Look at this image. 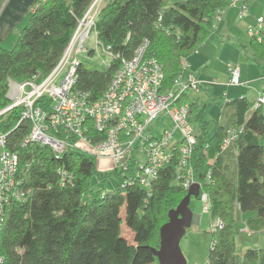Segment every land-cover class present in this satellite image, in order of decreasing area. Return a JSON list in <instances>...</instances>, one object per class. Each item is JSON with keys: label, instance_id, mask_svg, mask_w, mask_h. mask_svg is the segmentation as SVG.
Listing matches in <instances>:
<instances>
[{"label": "trees", "instance_id": "trees-1", "mask_svg": "<svg viewBox=\"0 0 264 264\" xmlns=\"http://www.w3.org/2000/svg\"><path fill=\"white\" fill-rule=\"evenodd\" d=\"M93 1L40 0L33 7L26 23L16 31L14 45L7 50L0 46V109L7 105L9 79L20 82L36 76L41 82L53 71ZM231 1L108 0L96 15L95 33L116 59L99 56L108 64L98 70L79 62L74 91L89 94L92 101H97L121 60H130L142 46H146L145 57L156 60L162 70L159 92L171 89L188 56L210 39L216 13L230 7ZM249 50L251 61L262 70L263 34L259 39L251 38ZM87 51V57L96 56L93 48ZM189 93L179 99V103L188 105L189 123L196 136L188 166L201 192L207 195V215L211 221L219 218L223 226L215 232L208 231L211 244L206 264H264V248L239 254L235 245L240 214L250 215V231L264 227L262 111L250 110L254 101L247 97L235 99L224 104L231 107L227 119L213 127L206 119L207 105L189 101ZM42 107L49 110L47 99L42 101ZM19 116V109L0 116V133L8 135V149L20 157V172L29 164L26 185L33 195L29 201L14 202L7 208L0 233L2 264L157 263L151 249L159 247L160 227L167 222V213L187 194L176 181L177 147L172 146L170 162L159 169L149 192L135 181L105 190L98 184L133 176L137 169L133 159L129 161L128 174L123 176L116 169L97 171L95 158L71 147L58 158L47 145L21 147L29 126L22 122L15 128ZM229 129L240 133L234 145L225 150L222 144ZM87 133L93 143L103 139L90 120ZM58 136L74 141L62 130ZM58 169L74 176L72 185L59 186ZM253 221L255 224H250ZM122 224L130 231L129 238L123 236Z\"/></svg>", "mask_w": 264, "mask_h": 264}, {"label": "built area", "instance_id": "built-area-1", "mask_svg": "<svg viewBox=\"0 0 264 264\" xmlns=\"http://www.w3.org/2000/svg\"><path fill=\"white\" fill-rule=\"evenodd\" d=\"M258 0H232L230 7L238 10V17L249 12L248 7ZM102 0H94L85 12L83 19L78 23L70 43L58 65L41 82L33 76L26 81H7L8 91L5 95L7 105L0 109V116L19 109L20 116L17 125L27 122L28 135L20 142L21 147L30 144L47 145L56 158L61 157L68 148H74L86 153L95 160H108L125 176L128 174L129 161L134 160L137 169L133 176H129L121 184H132L134 181L149 192L152 183L157 179L159 169L170 162L171 148L176 146L179 152V161L176 168V181L185 190L195 183L193 171L188 166V160L196 143L193 125L188 119V105L179 103L184 93L198 92L201 87L216 84L215 80L204 81L198 79L183 63V72L174 79L173 87L160 93L163 73L156 60L146 58V46L135 51L128 61L121 60L109 85L100 95V99L92 101L89 94L74 91L79 66L75 54L87 53L85 43L93 36L96 56H103L107 60L115 58L110 50L106 49L96 39L95 21L101 8ZM224 11L220 10L214 18V29L220 21ZM256 26L249 27L247 33L252 39L261 36L262 18L256 20ZM92 33V34H91ZM227 86L240 85L239 68L228 64ZM47 99L49 110L43 109L42 101ZM39 102V103H38ZM262 111L264 122V91H260L254 98L250 110ZM164 115L171 122L172 128L164 131L158 138L148 133L149 125L157 122ZM92 121L94 130L103 134V139L93 143L87 133V122ZM60 130L65 131L74 141L58 136ZM240 130L229 129L222 147L226 150L234 145ZM178 133L180 139L175 140ZM8 135L0 133V233L7 217V208L14 202L25 203L32 198L33 190L26 185V172L29 164L20 172L19 160L16 151H10L7 145ZM139 154L144 163L139 166ZM59 186L72 185L74 176L64 169H58ZM199 184V183H198ZM147 192V193H148ZM199 201L203 204L202 212L208 213L207 195L201 192L199 184ZM210 231L221 229L222 221L214 219L210 223ZM240 234L251 235L247 226L240 229ZM3 258L0 257V264Z\"/></svg>", "mask_w": 264, "mask_h": 264}, {"label": "crops", "instance_id": "crops-1", "mask_svg": "<svg viewBox=\"0 0 264 264\" xmlns=\"http://www.w3.org/2000/svg\"><path fill=\"white\" fill-rule=\"evenodd\" d=\"M39 1L40 0H3V2L0 4V43L7 41V38L11 37L14 33H16V31L19 28H21L26 23L27 21L26 19L28 17L29 12L33 10V7H35L39 3ZM223 11L224 12L221 15L220 21L218 22L216 28L214 29L212 35L210 36V39H208L206 42L201 44V47L199 48V50L189 55L187 59V65H189L188 69L194 75H196L199 79L204 80V81L215 80L216 84H212L209 86L207 85L203 86L201 90L198 91L199 93L205 92V94L212 100L213 98L215 99L213 92L217 91L216 90L217 87H220V88L221 87L223 88V86L225 88L228 87L226 85L228 81H224L222 83L221 80L219 81L218 79H216V77H214L216 75L218 76L222 75V73L220 71H215V70L213 71V68H211L212 63L215 62V60L218 61L219 59H221V55L226 47L230 48L231 46H236L239 48L240 54L242 53V55H244V60H248L247 64H251L255 66V64L252 61H250L249 58L246 57L245 53H243L242 50L246 48L248 50L249 42L251 38L249 37L247 33V29L249 27L256 26L255 20L259 17H261L263 21L260 32H261V35L262 34L264 35V0H258L252 3L251 6L249 7V12L246 13L243 16V18L238 17V10H236V8L232 6L224 9ZM237 32L239 34L241 33L243 37H247L246 46H243L240 43H238V39L235 37L237 36ZM225 36L227 37L226 42H224ZM210 40L211 42H209ZM244 60L241 59V62H244ZM228 64L230 63H227L226 66ZM244 64H241V65H244ZM245 67L247 68L244 70L242 74H240V70H239L240 83L242 84L241 87H245L247 83L252 81L251 78L248 77L247 72H246V70L248 69V66L245 65ZM255 67L258 68V66H255ZM227 75H228V71H227ZM261 75H263V77H260ZM258 77L260 81L264 82V68L262 70H259ZM213 87H215V89ZM212 88L215 91H213ZM246 89H252V88L246 87ZM256 90H257L256 93H253V98L250 99L252 101H254V97L257 95L258 92L264 91V87L257 88ZM222 97H223L224 104L226 102H230L226 94H224ZM246 97L248 98V95H246ZM241 98H244V97H240L239 99ZM195 100L199 101V99H195ZM204 100L206 101L205 98ZM191 101H194V100H191ZM199 102L202 104H205V102H201V101ZM205 105H208V103ZM230 110H231L230 106L223 105L222 110H221L222 115L220 116L218 122H224L227 119L226 116L227 114L230 113ZM206 111H207V107H206ZM248 216L250 217V215L240 214L239 222H238V225L240 228L242 226L249 225L247 222ZM199 218H200L199 216H195V219H194L195 225L198 224ZM210 222L211 220L209 217V225H210ZM250 224H255V223L253 221ZM207 237H209L210 239L207 240L208 242L204 248L205 251L203 249L201 257L198 258V260H200V263L195 261L197 255L196 254L193 255L194 253L191 252L193 250L189 251V249H186L185 256H186L187 264L188 263H191V264H206L207 263V256L210 250L208 246L210 247V244H211V237H210L209 232L207 234ZM235 245L237 247V252L239 254H242V252H244L247 249H253V248L263 249L264 248V227L259 230H254V231L252 230L251 235L249 237L246 235H242V234L237 236ZM206 248H208V250Z\"/></svg>", "mask_w": 264, "mask_h": 264}, {"label": "rangeland", "instance_id": "rangeland-1", "mask_svg": "<svg viewBox=\"0 0 264 264\" xmlns=\"http://www.w3.org/2000/svg\"><path fill=\"white\" fill-rule=\"evenodd\" d=\"M108 0H102L101 2V7L104 6L107 3ZM3 2V0H0V4ZM214 30V29H213ZM92 34V33H91ZM237 32V36H235L238 39V43H240L243 46H246V41H247V37H243V35ZM15 38V33L7 38V41H4L1 44V47L5 50L11 48L14 45V39ZM224 42H226L227 37H224ZM13 40V41H12ZM211 42V40L209 41ZM92 45H94V40H93V36L91 35V37L88 39V41H86L84 48L85 49H90L92 48ZM248 45V44H247ZM201 47V45H199V47L197 48V50L195 52H197L199 50V48ZM194 52V53H195ZM243 53H245L246 57L250 59L251 61V53L250 50L248 48L242 50ZM79 62L83 63V65L86 68L89 69H105L107 67L108 61L107 60H103L102 57L99 56H95L92 58L87 57L86 53H81V54H75V56ZM241 59L244 60V55H242V53L240 54L239 48L236 46H231L230 48H225V50L223 51L222 55H221V59H219L218 61L215 60V62L212 63L211 68H213V71H220L222 73V75H216L214 77H216V79H218L219 81L221 80L222 83L224 81H228V75H227V67L226 64L230 63L232 66H236L239 68L240 70V74H242L244 72V70L247 68L245 67L248 66V69L246 70L248 77L251 78L252 81H250L249 83H247V85L245 87H241V86H235L234 87H227L225 88L223 86V88L221 87H217L216 88V92L214 93V97L210 99L205 92H195V91H190L189 93V100H195V99H199V101L201 102H205V104L208 103L207 105V111H206V119L209 121L210 124L213 125V127L216 125V123L219 121L221 114V110L222 107L224 105V101H223V95L226 94L228 100L233 101L236 99H239L240 97H246V95H248L249 99L253 98V93H256V89L257 88H263L264 87V82L259 80V70L257 67L251 65V64H247L248 60H244V62H241ZM246 61V63H245ZM245 63V64H244ZM244 64V65H241ZM258 78V79H257ZM216 87V86H215ZM215 87H213L215 89ZM246 87H250L252 89H246ZM212 88V89H213ZM213 89V91H215ZM205 94V95H203ZM204 98L206 99V101L204 100ZM255 98V97H254ZM149 130L148 133L151 134V136L153 138H158L164 131H168L169 129L172 128L171 126V122L169 121V119L162 115L160 117V119L157 122H153L152 124H150L149 126ZM174 139L175 140H179L180 137L178 135V133L174 134ZM139 163L138 165L141 166L144 161L142 158V155L139 154V158L137 160ZM96 164V170L103 172V171H111L114 169V165L108 161V160H96L95 161ZM123 179L120 177L118 179H111L108 180L107 182H105L104 184L99 185L98 187L103 188L105 190H114L117 187L121 186V183H123ZM189 209L190 212L192 214V216L195 219V216H199V222L198 224L195 225L194 220L192 221L191 225L189 226L190 228L186 229L184 236L182 237V240L180 242V250L182 251V254L184 256V259L186 261V249L193 250L191 252H193V255H197L196 260L197 262L200 263V260H198V258L201 257L203 249L205 248L206 244H207V240L210 239L209 237H207L208 231L210 230V226H209V215L204 214L202 212V207L203 204H201V202L199 200H197L196 198L191 199L189 202ZM243 227V226H242ZM241 227V228H242ZM248 227V226H247ZM240 228V229H241ZM249 229V228H248ZM121 230H122V234L124 237L129 238V236H131V233L129 230H126V228L124 227V225H121ZM242 235H244L243 233H241ZM240 232L237 236L241 235ZM207 237V238H206ZM249 237V236H248ZM209 248V246H208ZM208 248H206L208 250ZM205 251V249H204ZM158 264V263H156ZM191 264V263H188Z\"/></svg>", "mask_w": 264, "mask_h": 264}, {"label": "water", "instance_id": "water-1", "mask_svg": "<svg viewBox=\"0 0 264 264\" xmlns=\"http://www.w3.org/2000/svg\"><path fill=\"white\" fill-rule=\"evenodd\" d=\"M199 184L195 183L175 209L167 213L168 220L159 230V247L151 249L158 264H187L180 250V242L194 217L189 209L191 198L199 196Z\"/></svg>", "mask_w": 264, "mask_h": 264}]
</instances>
